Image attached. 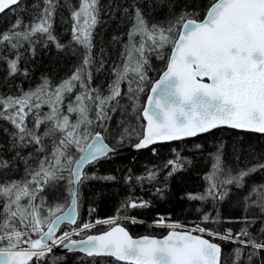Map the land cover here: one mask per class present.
<instances>
[{"label": "snow or ice", "instance_id": "6c2138e0", "mask_svg": "<svg viewBox=\"0 0 264 264\" xmlns=\"http://www.w3.org/2000/svg\"><path fill=\"white\" fill-rule=\"evenodd\" d=\"M98 2L79 0V6L71 12L72 40L84 49V55L82 64L70 77L55 86L45 78L35 90L18 96H0V120L9 122L15 129L11 133L13 147L34 144L36 152L45 153L44 139L47 137L52 141L51 152L45 153L35 168L26 167L21 180L0 184V199L3 200V210L0 211V264H30L34 259L41 261L53 251L54 246L76 250L87 257H113L123 264H227L226 260H222L220 245L203 238V235H194V232L244 247L264 249V241L240 239L241 236L250 237L247 227L235 235L231 229L220 233L201 224L177 231L183 226L166 223L163 217L155 221L158 226L171 229L163 239L148 236L134 239L124 227L116 224L118 216L95 221L97 225H112L102 234L72 239V236H80L94 227L90 223L77 225L78 185L88 178L83 166L114 151L104 142L101 133L91 132V126L99 121L103 127L104 121L110 119L108 109L116 111L124 81L129 84L128 98L132 101V110L134 113L138 111L135 93H142L148 81L145 65L149 63V55L155 54L158 59H164V50L170 48L165 69L158 79L151 82V94L146 105L139 109V114L147 123L142 125V135L136 133V149L196 137L222 126L264 134V0H209L202 19L199 13L186 9L179 14L172 13L170 7L167 26L150 24L141 10L133 6L134 15L129 17L133 23L127 33L125 50L121 53L123 64L113 69L115 79L109 84L108 95L91 87L92 36L98 23ZM160 2L163 4L165 0ZM18 4L19 0H0V13L12 10V6ZM44 5L35 22L25 26V31H15L21 23L17 20L11 30L0 33V45L18 49L22 47L21 40L31 44V37L40 34L55 43L58 49L63 48L64 45L51 32L56 0H44ZM19 59L17 54L16 59L7 61L9 76L19 72ZM100 67H103L102 63ZM77 86L80 91L68 101L65 113L62 106ZM43 106H47L49 111L42 113L40 109ZM93 109L95 119L89 115ZM72 115L76 116L74 121L71 120ZM30 116L31 126L27 122ZM42 125L45 126L43 132L40 131ZM134 132L135 129L124 128L118 142ZM72 148L81 153L79 158L73 157ZM73 164L75 167H72ZM167 164L172 165V172L179 168L176 161L169 160ZM7 167L8 162L0 160V169ZM212 169L206 177L209 187L205 193L188 194V199L204 201L211 197L222 200L228 194V189L223 186L235 184L242 188L244 178L264 169V164L241 170L237 175L229 171L222 178L223 169L217 155ZM65 171L70 173L67 189L70 202L48 205L40 193L64 180ZM155 175L150 171L147 179H154ZM37 200L39 203H34ZM243 202L245 213L255 207L264 214V185L252 188L243 197ZM147 207V201L129 198L117 212ZM125 219L136 222L134 217ZM65 222L77 226L57 236L59 226ZM209 222L220 223L218 214L216 219L203 215L202 223ZM245 222L255 223V220L249 221L245 217ZM261 232L264 233V228ZM34 235L38 238L33 239ZM241 252V248L235 249L236 261L240 260Z\"/></svg>", "mask_w": 264, "mask_h": 264}, {"label": "trees", "instance_id": "16d2710c", "mask_svg": "<svg viewBox=\"0 0 264 264\" xmlns=\"http://www.w3.org/2000/svg\"><path fill=\"white\" fill-rule=\"evenodd\" d=\"M56 3L51 32L64 47L58 49L55 43L40 34L31 37L33 41L31 44L21 40L22 47L18 49L0 45V96H18L23 92L35 90L45 78L53 86L58 85L82 64L84 49L73 42L71 33L73 23L71 12L79 6V0H56ZM208 5L209 0H165L163 4L160 0H99L98 23L92 36L91 87L98 88L103 95L109 94V84L115 79L113 69L123 64L121 53L125 50L124 46L128 42L127 33L133 23L129 18L134 15L133 6L141 10L150 24L160 23L167 26L166 19L170 16V7L172 13L179 14L186 9L188 12L199 13V18L202 19L205 14L204 9ZM44 6V0H20L12 10L0 15V33L11 30L17 20L21 23L15 31H25V26L35 22ZM125 9L128 11L125 12ZM114 37L116 39H113ZM164 51L166 54L164 59H158L155 54L148 57L149 63L145 65L148 81L145 82L142 93H135L138 97L136 101L138 111L134 113L132 110V101L128 98L129 84L124 81L121 83L122 94L117 98L120 103L116 111L108 109L110 119L104 121L103 127L100 126L99 121L91 126V132L101 133L107 144L117 152L92 163L84 170L88 178L78 185L77 225L93 224L98 219L117 216L118 219L134 217L142 223L123 220H118L117 223L123 224L132 236L162 237L169 228L155 227L153 224L163 217L166 223H179L183 227L194 228L197 224H201L220 233L231 229L234 235L247 227L250 237L241 236L240 239L252 238L257 242L264 241V233L261 232L264 228V214L255 207L245 213L243 206V197L252 188L264 185V169L246 176L242 188L236 187L235 184L223 186L228 189V194L222 200H214L211 197L204 201L188 199V194H204L209 187L206 177L212 173V165L217 155L220 156L223 169L222 178L229 171L232 175H237L241 170L264 164V135L222 128L193 139L160 144L145 150H132L138 142L136 133L142 135V125H144L139 109L144 106L151 82L155 81L166 67L170 48ZM17 54L20 56L19 72L9 76L7 61L16 59ZM101 63L103 67H100ZM25 72L27 75H24ZM132 87L135 88L136 84L133 83ZM79 91L80 88L77 86L65 100L62 106L65 113L68 101L74 99ZM112 103L115 104V101ZM40 111L46 113L49 108L43 106ZM89 115L95 119V110L93 109ZM138 115L139 119H137ZM75 119L76 116L72 115L71 120ZM27 122L31 126V116ZM44 128L45 126L42 125L40 131L43 132ZM124 128L135 129V132L122 142H118ZM14 131L9 122L0 120V160L8 162L7 168L0 169V184L21 180L25 176L26 167L35 168L38 160L43 159L45 153H50L52 149V141L47 137L44 139L45 153L36 152L34 144L13 147L11 133ZM71 152L74 158H78L81 154L75 148H72ZM169 160L179 164L177 171L172 172V165L167 164ZM150 171L156 173L151 180L147 179ZM169 172L172 174L169 175ZM63 175L64 180L58 181L54 187H48L40 193L48 205L56 203L63 205L66 201H70L67 195L70 173L65 171ZM104 177H113V179H104ZM138 177L144 179L138 180ZM129 198L147 201L149 207L128 208L118 213L117 210L121 209ZM34 203H39V200ZM92 209L94 211H91ZM2 210L3 200L0 199V211ZM43 214L47 215L46 212ZM205 214L213 219H216L218 214L220 223H202ZM245 217L249 221L254 219L255 223L245 222ZM109 227L96 226L75 237L82 238L88 234L101 233ZM73 228L62 226L59 234L71 231ZM202 235L221 245L222 260H226L227 264H264V249L257 250L251 246L244 247L239 243ZM32 238L38 237L34 235ZM236 248L242 249L239 261L235 260ZM30 264L123 263L110 257H86L78 253L55 254L52 251L43 260L34 259Z\"/></svg>", "mask_w": 264, "mask_h": 264}, {"label": "water", "instance_id": "95a60500", "mask_svg": "<svg viewBox=\"0 0 264 264\" xmlns=\"http://www.w3.org/2000/svg\"><path fill=\"white\" fill-rule=\"evenodd\" d=\"M20 1V0H19ZM15 6V5H14ZM14 6H12V7H14ZM8 9H6L5 11H7ZM3 13H0V15H2ZM162 74V73H161ZM159 78V77H158ZM150 89H151V87H150ZM150 89H149V92H148V95H150L151 94V92H150ZM148 95H147V97H148ZM147 97H146V100H145V103H144V106L146 105V103H147ZM142 116V115H141ZM142 119H143V117H142ZM143 122H144V125L146 126V121H144L143 120ZM222 128H224V129H230V128H228V127H226V126H222V127H219V128H216V129H213V130H211L210 132H212V131H214V130H217V129H222ZM231 130H235V131H239V132H247V131H244V130H238V129H231ZM210 132H207V133H210ZM207 133H202V134H199L198 136H202V135H205V134H207ZM248 133H253V132H248ZM255 134H259V135H264V134H260V133H255ZM198 136H196V137H198ZM196 137H190V138H185V139H183V140H188V139H193V138H196ZM183 140H178V141H167V142H160V143H157V144H154V145H151V146H149L148 148H146V149H150V148H153L154 146H157V145H160V144H167V143H173V142H179V141H183ZM88 142H91V140H89ZM104 142L107 144V142L105 141V139H104ZM110 147V146H109ZM111 148V147H110ZM113 149V148H112ZM132 150L133 151H139V150H145V149H136L134 146L132 147ZM117 152V150H114V151H111V152H109V153H107L106 154V156L105 157H107L108 155H111V154H115ZM81 155V154H80ZM105 157H102V158H105ZM79 158V157H78ZM101 158V159H102ZM100 160V159H99ZM94 163V162H93ZM92 164V163H91ZM91 164H85L84 166H83V171L87 168V166H89V165H91ZM72 167H75V165L73 164L72 165ZM70 202V201H69ZM77 213H78V205H77ZM61 213H58L57 215H60ZM77 218H78V215H77ZM128 220H131V219H128ZM131 221H133V220H131ZM63 225H68V226H70V227H74L75 225H70V224H68V223H63V224H61L60 226H59V228H58V230H57V235H58V233H59V230H60V228L63 226ZM119 226H122V227H124L123 225H121V224H118ZM125 228V227H124ZM47 229L45 228V231H46ZM125 230L126 231H128L126 228H125ZM171 230V229H170ZM169 230V231H170ZM177 231H185V230H179V229H176ZM168 231V232H169ZM129 232V231H128ZM167 232V233H168ZM103 233V232H102ZM102 233H99V234H102ZM167 233L164 235V236H162V237H154V236H148V237H150V238H154V239H163L166 235H167ZM129 234H130V232H129ZM194 235H199V234H197V233H193ZM131 235V234H130ZM132 236V235H131ZM134 239H140V238H143V237H145V236H137V237H134V236H132ZM203 238H206V239H209V238H207V237H205V236H203ZM82 239V238H81ZM76 240H79V239H76ZM210 240V239H209ZM210 241H212V240H210ZM212 242H214V241H212ZM214 243H217V242H214ZM218 244V243H217ZM218 245H220V244H218ZM221 246V245H220ZM53 252L55 253V254H62V253H78V254H82V255H84V256H86L84 253H81V252H78V251H76V250H69V249H66V248H64V247H53ZM87 257V256H86ZM111 258H113V257H111ZM114 259V258H113ZM123 263V262H122Z\"/></svg>", "mask_w": 264, "mask_h": 264}, {"label": "rangeland", "instance_id": "374dc122", "mask_svg": "<svg viewBox=\"0 0 264 264\" xmlns=\"http://www.w3.org/2000/svg\"><path fill=\"white\" fill-rule=\"evenodd\" d=\"M93 225H96V226H98V225H97V224H95V223H94ZM99 225H105V224H99ZM153 225H154V226H158L156 223H154ZM158 227H160V226H158ZM187 229H192V227H187Z\"/></svg>", "mask_w": 264, "mask_h": 264}, {"label": "bare ground", "instance_id": "6f19581e", "mask_svg": "<svg viewBox=\"0 0 264 264\" xmlns=\"http://www.w3.org/2000/svg\"><path fill=\"white\" fill-rule=\"evenodd\" d=\"M125 219V218H124ZM128 220V219H127Z\"/></svg>", "mask_w": 264, "mask_h": 264}]
</instances>
